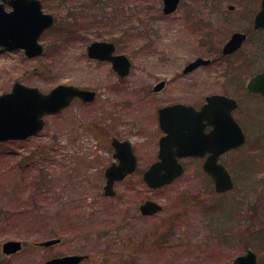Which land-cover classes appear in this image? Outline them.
I'll use <instances>...</instances> for the list:
<instances>
[{"label":"rangeland","instance_id":"374dc122","mask_svg":"<svg viewBox=\"0 0 264 264\" xmlns=\"http://www.w3.org/2000/svg\"><path fill=\"white\" fill-rule=\"evenodd\" d=\"M42 1L46 2L43 11L56 18L40 39L44 54L26 58L21 50L0 49V94L20 80L43 92L61 83L72 84L95 90L97 98L90 104L75 100L61 113L47 116L37 136L0 143V264H44L47 258L64 255H82L85 259L79 264H230L248 248L257 252L258 264H264V251L257 250L264 246L262 102L249 98L243 103L248 109L235 114L247 141L220 159L234 178L232 191L215 194L201 172V162L194 159H187L185 173L165 188L150 190L140 177L156 159L161 134L157 109L175 102L197 104L210 90L208 70L180 77L183 66L199 55L219 58L218 50L212 49L230 30L242 26L226 23V29L214 36L208 26L209 13L211 17L243 16L251 13L254 2L181 0L177 12L165 17L161 4L156 10L161 0H150L156 9L141 14L143 24L134 18V4H127L121 27L132 19L129 23L135 31L121 37L119 27L106 19L112 15L111 0H90L95 2V21L107 27L97 30L86 22L78 32L84 35L80 40L71 36L59 48L56 40H63L60 32L66 28V12L74 14L81 8L73 0ZM228 5L235 6L233 14H227ZM69 18L68 24L76 22L73 15ZM206 30L211 39L205 46L212 52L198 41L205 40ZM110 32L118 44L117 53L128 55L132 62L129 76L121 80L109 63L86 56V46L94 40H109ZM138 32L147 39H137ZM259 36L264 39V31ZM144 39L150 41L146 50L140 49ZM247 48V67L241 73L251 77L261 68L264 41L260 48L244 51ZM233 64L228 60L224 70V64L216 65L221 70L218 82L222 76L233 81L230 75L239 68ZM162 79L170 81L168 88L151 92ZM114 137L131 142L139 172L115 183V195L106 196L103 172L113 161L110 142ZM148 198L159 202L163 211L142 217L138 206ZM210 207L216 210L207 211ZM51 238L61 241L50 247L37 245ZM9 240L23 243L20 252L2 254V243Z\"/></svg>","mask_w":264,"mask_h":264},{"label":"water","instance_id":"95a60500","mask_svg":"<svg viewBox=\"0 0 264 264\" xmlns=\"http://www.w3.org/2000/svg\"><path fill=\"white\" fill-rule=\"evenodd\" d=\"M12 6L13 11L6 12L3 3H0V47L8 49H23L27 57H37L42 54V46L37 43L41 33L52 26L53 18L41 11L37 0H2ZM179 0H163V13L168 14L176 9ZM254 27H264V0L262 9L254 19ZM245 36L234 34L224 46L223 53L235 51L244 40ZM113 43L100 41L93 42L87 48V54L92 59L110 61L113 70L120 78L129 74L130 61L125 55H113ZM201 58L190 63L184 72L206 64ZM159 82L155 91L163 87ZM248 89L254 93L264 95V72L256 75L248 84ZM77 98L84 103H91L96 98V92L73 85L59 84L43 93L36 87H28L19 82L12 85L10 92L0 95V142L9 140H25L36 136L44 128V117L57 114L69 107ZM207 104L198 113L199 117H211L213 129L203 133V127L190 122L194 110L182 104H174L159 110V125L165 136L159 140V160L153 163L142 173V180L152 189H157L170 184L183 172V167L178 163V158L192 156L203 157L209 154L203 163V170L212 178L216 192H224L233 187L231 178L225 167L217 164L218 157L244 142V134L238 123L232 118L230 111L236 107L234 100L222 96L207 98ZM219 108H225L224 112ZM189 117V119H187ZM111 146L114 148V158L117 163L109 166L104 176L106 184L104 194H114L113 185L121 181L126 175L134 172L136 157L127 141L113 139ZM161 210V207L152 201H146L140 206L142 215H152ZM57 240H48L41 245L50 246ZM19 241H7L2 244V252L10 255L19 251ZM82 256H64L54 258L46 264H77ZM232 264H256V255L251 250L238 256Z\"/></svg>","mask_w":264,"mask_h":264},{"label":"flooded vegetation","instance_id":"af4514ba","mask_svg":"<svg viewBox=\"0 0 264 264\" xmlns=\"http://www.w3.org/2000/svg\"><path fill=\"white\" fill-rule=\"evenodd\" d=\"M247 1H252V3L254 2L253 8L251 10V13L249 14L248 12L243 15V16H239L236 15L235 17H229V18H224L222 16L219 17H211L212 15L209 13L208 15V26H211V30L212 32H210L211 34H213L214 36H219L222 31V29H226L225 26L228 25L226 23H229L230 25L234 26L235 25H242L239 26L238 28L235 27V29L230 30L227 35V37L224 38L223 42L220 43V45L217 48H213L217 49V55H219L218 57L213 56L210 58H207L205 56L199 55L196 58L192 59L191 61H189L188 63H186L181 71V76L180 77H185L193 72H197L198 70L204 69V70H208L211 74V85H210V90L209 92L205 93L203 95V98L201 100V97L199 102L197 104H191V103H186V102H175V103H183V104H187V105H191L193 107L196 108V111H199L202 107V105L205 103V100L207 97L209 96H214V95H223L226 96L228 98L234 99L237 103V107L232 111V115L235 116V114L239 113L241 110H247V103L245 105H243V103L245 101H247L249 98H253L256 100H259L260 102L263 103L264 105V96L261 94H256V93H250L247 89V83L249 81V79L251 77H253L255 74H258L260 72H262L264 70V53L261 56V63L260 66L261 68H259V70H257L251 77H248V73L246 75H243L241 72L244 70L245 67H247V61H248V48L247 51L246 47H250V49H257L260 48L261 43L264 41L263 37L259 36V34L261 32L264 31V28H255L253 26V20L255 15L257 14V12L262 8V3L263 0H241L242 3L247 2ZM181 0H179L178 6L176 11L169 13V14H162L165 17H170L171 15L175 14L181 4ZM206 12V11H205ZM235 12V6L234 5H228L227 6V14H233ZM213 14V11H212ZM214 20H213V19ZM216 19H218V23H215ZM217 24H220L221 26H217ZM207 27V26H206ZM201 28L204 29V27L202 26ZM197 29V28H195ZM208 30L203 32L204 35V39L205 40H198L199 42H202L201 46H205L207 39H211V36L208 34ZM235 33H239V34H244L245 38L243 40V43L241 44V46L228 54H223V48L224 46L227 44V42L231 39L232 35H234ZM206 41V42H205ZM205 42V43H204ZM199 44V43H198ZM200 46V47H201ZM207 47L210 52H212V50L210 49V46H205ZM212 47V46H211ZM198 58H202L204 61H207L208 63L206 64H201L197 67H195L194 69H192L191 71L188 72H184L185 68L192 62H194L196 59ZM223 59V61L221 62V60ZM234 59V60H233ZM229 60L230 63H235L233 64L235 67L239 66V68H237V74H232L231 76V80H233L232 82H229V79L225 76L221 77V81H217L218 77L217 74L221 72L220 68L217 69L216 65L217 64H224L223 66V70L225 68V66H227V61ZM239 69V70H238ZM241 69V70H240ZM240 73V74H238ZM234 77V79H232ZM164 83L163 87L160 91H154V87H152L151 92L153 93H159V92H163L165 91L169 84L170 81L168 79H162L159 80V82ZM264 108V106H262ZM197 118L199 119V116H197ZM157 119V116H156ZM158 124V123H157ZM211 127H206L205 132L210 131ZM161 133V132H160ZM162 135L160 134L159 137H161ZM201 160V159H200Z\"/></svg>","mask_w":264,"mask_h":264},{"label":"trees","instance_id":"16d2710c","mask_svg":"<svg viewBox=\"0 0 264 264\" xmlns=\"http://www.w3.org/2000/svg\"><path fill=\"white\" fill-rule=\"evenodd\" d=\"M46 1H48V0H46ZM59 1H61L62 3H65L66 0H58L57 1L59 4H61V2H59ZM73 1H75V3H77V6L79 5L78 7L81 8V10L75 12L74 14H72L71 12H68L66 10L67 11L66 12L67 14L65 16V25H66V28L64 27L65 29L64 30H61L62 32H64V34L62 32H60L61 37H62L63 40H59V41L56 40V43L60 46V47L58 46L59 48H63L62 45H63V43L66 42L64 39H69V38H71V36H72V40L81 39L80 36L77 35L75 32L71 33L72 28H74L73 25H75V24H78L77 26H78V29L79 30L81 28H84L83 27L84 26L83 24L86 23V22L88 23V24L86 23L87 25H91L94 28H95V26L98 27L97 30H99V29L100 30H104L107 27L105 25L98 24L95 21L96 18H98L94 13H92V11L94 9V6H95V2H94L95 0L94 1H91V3L89 2V0H73ZM137 1L140 2L141 0H137ZM45 4H46V2H45ZM151 7H152V5H151ZM147 8L151 10L150 5ZM140 11H141V9H139V11H138V13L136 15V18L143 24V18H142V15H141ZM71 14L76 18V22H74V21L69 22L71 24L70 25V24L67 23V19L69 17L70 18L72 17ZM112 14H113L112 17L109 18V21L111 22V24H113L115 22L116 26L119 27L118 30L120 31L121 37H127V36L129 37L130 34H131V31H130V28H129L130 25L129 26L127 25V27H125V28L124 27H121V26H123V23H124V21H122L120 19L122 14L121 13H118L117 14L115 9L113 10ZM107 19H108V17H107ZM116 20H118V22ZM86 30H90V29H86ZM110 34H111V36L109 38L112 40L113 39V36H112L113 34H112V32H110ZM143 37L146 38V36H143L141 34H138V38L139 39H141ZM144 41H146V39L143 40V44L140 46V49H145L146 48V45L147 44H144ZM43 180L45 181V179H43ZM225 216L228 217L229 215L227 214ZM225 216H223V217L225 218ZM228 218H230V217H228ZM224 232H227V234L229 233L228 231H224ZM257 250L258 251L259 250H261V251L263 250L264 251V246L258 248Z\"/></svg>","mask_w":264,"mask_h":264}]
</instances>
